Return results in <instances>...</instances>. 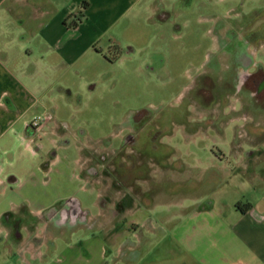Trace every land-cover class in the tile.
<instances>
[{
    "label": "crops",
    "instance_id": "crops-1",
    "mask_svg": "<svg viewBox=\"0 0 264 264\" xmlns=\"http://www.w3.org/2000/svg\"><path fill=\"white\" fill-rule=\"evenodd\" d=\"M83 1L0 0V264H110L117 243L101 193L96 209L71 197L86 183L101 185L84 174V148L67 125L86 111L89 97L80 104L76 92L109 61L106 48L122 45V33L158 6L88 0L74 27ZM41 114L52 117L33 126ZM230 148L233 162L223 150L215 162V190L182 209L161 254L143 255L122 240V264H264V141Z\"/></svg>",
    "mask_w": 264,
    "mask_h": 264
},
{
    "label": "rangeland",
    "instance_id": "rangeland-1",
    "mask_svg": "<svg viewBox=\"0 0 264 264\" xmlns=\"http://www.w3.org/2000/svg\"><path fill=\"white\" fill-rule=\"evenodd\" d=\"M157 6L122 33L119 49L106 48L115 58L78 88L75 101L89 103L67 125L84 148V174L101 185L71 197L96 209L101 193L117 225L110 264H122V240L161 254L182 209L215 190L221 150L233 162V144L264 141V0Z\"/></svg>",
    "mask_w": 264,
    "mask_h": 264
},
{
    "label": "trees",
    "instance_id": "trees-1",
    "mask_svg": "<svg viewBox=\"0 0 264 264\" xmlns=\"http://www.w3.org/2000/svg\"><path fill=\"white\" fill-rule=\"evenodd\" d=\"M88 0H84L83 1V3H82V8H81V10H80V13H73L72 14V17H73V20H72V26H77L78 24H79V22L82 20V17H83V12H84V9H86L87 8V6H88ZM117 47H118V49H119V45H116ZM107 57L109 58V59H111V60H113L115 57H113V56H110V55H108L107 54ZM238 206L241 208V209H243V210H245L246 208H247V206H242L240 203H238Z\"/></svg>",
    "mask_w": 264,
    "mask_h": 264
},
{
    "label": "built area",
    "instance_id": "built-area-1",
    "mask_svg": "<svg viewBox=\"0 0 264 264\" xmlns=\"http://www.w3.org/2000/svg\"><path fill=\"white\" fill-rule=\"evenodd\" d=\"M51 114H41L38 115L36 118H34L31 121V124L35 127H40L44 124L45 121H47L49 118H51Z\"/></svg>",
    "mask_w": 264,
    "mask_h": 264
}]
</instances>
